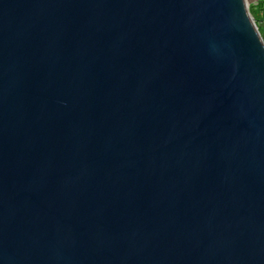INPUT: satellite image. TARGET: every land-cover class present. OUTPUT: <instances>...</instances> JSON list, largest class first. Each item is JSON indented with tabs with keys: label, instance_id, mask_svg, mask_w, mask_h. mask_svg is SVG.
I'll return each mask as SVG.
<instances>
[{
	"label": "water",
	"instance_id": "95a60500",
	"mask_svg": "<svg viewBox=\"0 0 264 264\" xmlns=\"http://www.w3.org/2000/svg\"><path fill=\"white\" fill-rule=\"evenodd\" d=\"M260 0H0V264H264Z\"/></svg>",
	"mask_w": 264,
	"mask_h": 264
},
{
	"label": "trees",
	"instance_id": "16d2710c",
	"mask_svg": "<svg viewBox=\"0 0 264 264\" xmlns=\"http://www.w3.org/2000/svg\"><path fill=\"white\" fill-rule=\"evenodd\" d=\"M248 12L253 18L257 30L264 42V27L261 25L264 21V0H260L256 4H250L248 6Z\"/></svg>",
	"mask_w": 264,
	"mask_h": 264
},
{
	"label": "crops",
	"instance_id": "0c3cea01",
	"mask_svg": "<svg viewBox=\"0 0 264 264\" xmlns=\"http://www.w3.org/2000/svg\"><path fill=\"white\" fill-rule=\"evenodd\" d=\"M264 24V21L261 23V25ZM264 27V25H262Z\"/></svg>",
	"mask_w": 264,
	"mask_h": 264
},
{
	"label": "rangeland",
	"instance_id": "374dc122",
	"mask_svg": "<svg viewBox=\"0 0 264 264\" xmlns=\"http://www.w3.org/2000/svg\"><path fill=\"white\" fill-rule=\"evenodd\" d=\"M262 25H264V24H262Z\"/></svg>",
	"mask_w": 264,
	"mask_h": 264
}]
</instances>
